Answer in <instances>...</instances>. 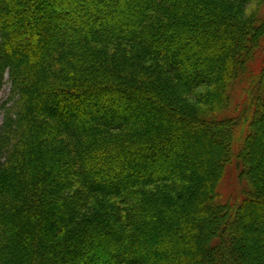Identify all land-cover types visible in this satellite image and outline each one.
I'll list each match as a JSON object with an SVG mask.
<instances>
[{
	"label": "trees",
	"instance_id": "1",
	"mask_svg": "<svg viewBox=\"0 0 264 264\" xmlns=\"http://www.w3.org/2000/svg\"><path fill=\"white\" fill-rule=\"evenodd\" d=\"M259 60L264 0H0V264H264Z\"/></svg>",
	"mask_w": 264,
	"mask_h": 264
},
{
	"label": "rangeland",
	"instance_id": "2",
	"mask_svg": "<svg viewBox=\"0 0 264 264\" xmlns=\"http://www.w3.org/2000/svg\"><path fill=\"white\" fill-rule=\"evenodd\" d=\"M255 7H256V3L254 2L249 3L247 7V14L252 12L255 9ZM263 65H264L263 60H261V62L260 60L257 62L255 61L252 64V68L255 70V72H258L263 68ZM247 85H250V83L247 84V81H246L244 84L241 85V88L239 87V91L237 92V94L233 95L231 108L233 110V115L236 117L239 116L241 109H242L241 106L246 101V99L244 98L245 97L244 90ZM205 89L206 88L198 89L197 91H195L196 93H193L192 95H190L192 100L195 101V96L198 98L199 95L205 94V91H206ZM11 104H13V99L11 98V83L9 81V76L7 75L5 85L2 91L0 92V127L3 123L5 110L8 106H11ZM74 113L75 112L72 109H69V111H67V115L72 116V117L75 116ZM258 116H259V113L257 112L255 117H258ZM242 132H243V129L241 130V133ZM238 139H241V138L239 137ZM238 139H235V143H234V147H236L237 149L238 147H240L238 146V143H239ZM259 139H261V137ZM246 155L248 156V154ZM239 171H240V168L238 166V161H237L236 163H234L233 167L230 168V170L228 171L229 173H227L226 179L224 180V183L222 185V189L224 190V194L226 198L236 195L238 193L241 194L242 193L241 191L243 189H245V192H246L244 181L243 180L241 181L238 178Z\"/></svg>",
	"mask_w": 264,
	"mask_h": 264
}]
</instances>
